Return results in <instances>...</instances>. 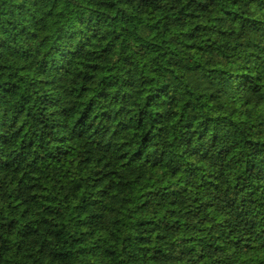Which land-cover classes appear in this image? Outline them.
<instances>
[{"label":"trees","instance_id":"trees-1","mask_svg":"<svg viewBox=\"0 0 264 264\" xmlns=\"http://www.w3.org/2000/svg\"><path fill=\"white\" fill-rule=\"evenodd\" d=\"M0 264H264V0H0Z\"/></svg>","mask_w":264,"mask_h":264}]
</instances>
